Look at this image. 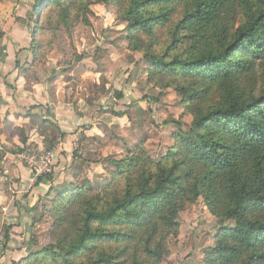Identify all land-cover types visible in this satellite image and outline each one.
I'll list each match as a JSON object with an SVG mask.
<instances>
[{
	"label": "trees",
	"instance_id": "obj_1",
	"mask_svg": "<svg viewBox=\"0 0 264 264\" xmlns=\"http://www.w3.org/2000/svg\"><path fill=\"white\" fill-rule=\"evenodd\" d=\"M35 3V12L47 7L64 25L86 17L92 4L113 7L126 23L128 49L149 65L147 81L172 89L191 123L184 131L165 122L176 130L164 157L154 161L140 145L110 161L100 189L70 184L57 192L48 211L52 242L25 261L162 264L179 213L201 199L220 226L205 264H264V0ZM41 19L30 32L33 59ZM170 25L169 44L154 51L158 30ZM3 158L0 150V172ZM12 228L4 227L0 255Z\"/></svg>",
	"mask_w": 264,
	"mask_h": 264
},
{
	"label": "rangeland",
	"instance_id": "obj_2",
	"mask_svg": "<svg viewBox=\"0 0 264 264\" xmlns=\"http://www.w3.org/2000/svg\"><path fill=\"white\" fill-rule=\"evenodd\" d=\"M35 5V0L0 1V83L13 94L20 86L21 95L32 104L26 113L34 112L17 131L21 144L10 150L0 148L4 156L10 151L15 157L16 172L25 170V181L0 179V186L12 213L28 203V196L36 208L35 218H24L29 229L15 236L16 245L9 255H0V264H29L25 261L29 254L52 242L53 220L48 211L57 192L69 190L70 184L100 189L110 179V161L126 158L140 145L152 160L164 157L176 130L165 122H179L184 131L191 123L172 89L160 90L147 81L149 65L142 54L128 49L126 23L113 7L92 4L86 17L64 25L47 7L35 12ZM40 16L33 59L30 32ZM179 18L176 14L173 22ZM171 26L158 30L154 51L169 44ZM8 33L10 42L24 45L27 41L25 47H12L13 58L5 54ZM4 62L7 65L2 67ZM60 131H65L64 137ZM46 156L51 157V165L44 180L55 181L44 193L36 187L37 180L31 181L32 160L39 163ZM178 223L177 236L167 240L169 255L162 264H205L220 227L217 220L198 199L179 213ZM232 225L228 222L225 227ZM5 226L6 222L0 225V247Z\"/></svg>",
	"mask_w": 264,
	"mask_h": 264
},
{
	"label": "crops",
	"instance_id": "obj_3",
	"mask_svg": "<svg viewBox=\"0 0 264 264\" xmlns=\"http://www.w3.org/2000/svg\"><path fill=\"white\" fill-rule=\"evenodd\" d=\"M27 33L28 32H26V35ZM6 37H8L9 45L6 46V52L5 51L4 52L9 57L13 58L15 56L13 49L15 50V47L17 46L20 48L25 47L24 45L27 44V41H24L23 43L24 45H22L18 43V40L13 41L12 39L13 42H10L9 38L12 37L11 33H8ZM20 57L22 58V55H19V58ZM5 63L6 62L1 64V66L3 67L4 65H7ZM21 64L20 66H22ZM17 89H18L17 93L13 94L12 91H7L4 85L0 83V148H5L6 150H10L14 148V146L21 144L18 141L17 131L19 132L21 131L20 128L23 127L22 125L24 123H27L31 119V116L34 117V114H33L34 112L26 113L29 111L28 106L32 105V104H29L31 103L30 100L24 96V93L23 95H21L22 90H20V86H18ZM34 121L37 122L36 120ZM63 132L65 133V131ZM67 139L68 138L66 137L65 140ZM14 158L15 157L12 156V153L10 151L6 152V155L4 156L3 162H2L3 173L2 172H1L2 174L0 173V179L3 181H7L9 178L15 177L16 179H19L20 182L24 183L25 181L24 176L26 174L25 170L24 169L20 170L19 168L17 170L18 172L14 170L16 169V167L14 166L15 165ZM53 182L48 183L47 181L43 179L41 183H39L36 187L38 188L40 187L41 188L40 191L42 192L45 191L44 193H47L46 192L47 190L45 189L50 187ZM68 183L70 182L68 181ZM5 193L6 191L4 190V188L0 186V225H3L5 222H6V225H13V228L10 231V241L5 250V254L9 255L11 252L10 248H13L11 246L16 245L17 239L15 236L21 233L20 232L21 230L29 229L28 222H27L28 220L24 221V218H28V217L35 218L36 208H34V206L31 204L32 202H30L32 198L28 196L27 197L29 200L28 203L24 205L23 208L20 207L16 213H12V211L9 210L7 207ZM19 253H21V251H19ZM19 257L21 258L23 256L20 255Z\"/></svg>",
	"mask_w": 264,
	"mask_h": 264
},
{
	"label": "built area",
	"instance_id": "obj_4",
	"mask_svg": "<svg viewBox=\"0 0 264 264\" xmlns=\"http://www.w3.org/2000/svg\"><path fill=\"white\" fill-rule=\"evenodd\" d=\"M50 160V156L44 157V161L41 160V162L39 163L37 161L32 160L34 168L32 173L33 178L31 181L38 180L39 177L50 174V170L48 168L51 165Z\"/></svg>",
	"mask_w": 264,
	"mask_h": 264
}]
</instances>
